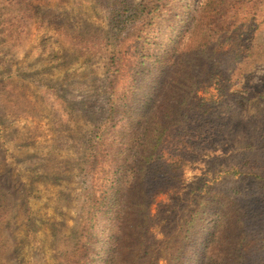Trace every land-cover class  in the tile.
I'll return each instance as SVG.
<instances>
[{"label":"rangeland","instance_id":"1","mask_svg":"<svg viewBox=\"0 0 264 264\" xmlns=\"http://www.w3.org/2000/svg\"><path fill=\"white\" fill-rule=\"evenodd\" d=\"M161 67L199 134L152 131ZM120 130L163 139L121 182ZM82 235L90 264H264V0H0V264H76Z\"/></svg>","mask_w":264,"mask_h":264},{"label":"trees","instance_id":"2","mask_svg":"<svg viewBox=\"0 0 264 264\" xmlns=\"http://www.w3.org/2000/svg\"><path fill=\"white\" fill-rule=\"evenodd\" d=\"M154 62L160 63L161 65H164L165 64V58H162V59L157 58L156 61H154ZM165 70H166V67H161V69L158 73L160 84H159V87L157 89H155L156 95L154 96V98L152 96V131H156L159 129L164 133V132H168L169 130H173V128H174L173 126L178 125V127L183 129V131L185 133L195 131V133L199 134V132H201V130H204V126L201 127L199 125L203 121H199V119H196V117H194V116L192 117L191 120H189L188 119L189 115L187 114V110L185 112L184 111L182 112L179 110L177 115L175 113H173V114H175V116H178L180 118L178 120H175L174 119L175 117H172L169 114L172 118L170 121H169L170 117L168 116V113L162 114L163 112H160L161 105L160 106L157 105L155 101L157 98L161 97V96H159L160 92H161V87L163 88L165 81H166L164 79H166L168 76L167 72H165ZM159 81H158V83H159ZM152 91H154V89H152ZM129 105H132V104L126 105V107L128 109H130ZM145 109H148V111L151 110L150 107L143 106V107H140L139 114L142 115V111ZM206 112H208V111L206 110ZM202 113H203V111H202ZM154 114H156V115L159 114V119L156 121L153 120ZM131 122H133V123H132V127H130V130H129L130 136H134L137 133V130L139 128H142L143 126H145V124L147 123L146 121L145 122L139 121L137 123L135 121H131ZM125 130L113 132L116 139L121 138L119 147H118V149H116V150H120L119 152H117L118 157L113 161L115 168L118 169L117 171L120 174V178L118 179L119 182L122 181L121 179L126 178L128 176V172H129V170H131V168H133V165H135V167L138 165L141 166L140 171H144L146 168L145 165L149 162L148 158L146 156L148 154H150V156L153 159V157H155L156 152L159 150V148L161 147V144L163 142L162 136L161 137L152 136V141L150 142V140H146L145 143L139 142V139L134 138V137L125 140L127 138ZM117 134H118V136H117ZM188 140L192 141L195 139L190 138ZM122 141L125 144H123ZM198 141L202 142L203 139L200 138V139H198ZM102 144L103 143H97V144L91 145V150H90L91 153L89 154L88 166H87L88 175L92 174L96 168V164H97V161L99 159V156H98L99 147ZM124 145H127L126 149H123ZM146 148H147V152L145 153L144 151L146 150ZM149 149L151 151H149ZM128 151L135 153V156H136L135 160L133 158L130 159V158L126 157L127 155H130V154H127ZM139 156H140V158H138ZM139 175H140V177H142L144 174H141L139 172ZM142 185H144V184H142ZM117 190L119 191L118 192L119 194L117 197L114 195H111L108 198V200L101 203V205L103 206V209H98L96 207L97 203H95L96 201L94 202V196H91L88 201H93V203L90 204L91 207H88V210H87L88 218L92 219L101 213L109 214L110 212H113V211L117 212L119 206H123V199H122L123 189L118 187ZM145 191L146 190H144V189L141 190V192H143V193H145ZM128 192H129L128 190L124 189V193H123L124 199H125V196ZM104 203H105V205H103ZM207 219L201 218V220H207ZM190 221L192 223H194L195 219H191ZM83 239H86V237L84 235H82V238L78 241L76 249L74 251L76 254V258H78L76 261V264H83V262H85L84 264H90L89 259L86 256V250H87L86 246L89 243V241H88V238H87V240H83ZM194 259H195V253H194V251H192V249L188 245L185 247L184 257L182 259L181 258H175L174 262H175V264H184V261H185V264H192Z\"/></svg>","mask_w":264,"mask_h":264}]
</instances>
